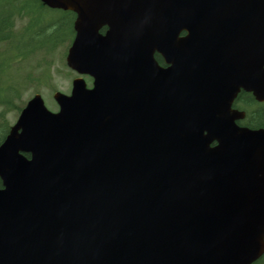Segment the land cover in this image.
<instances>
[{
    "label": "water",
    "instance_id": "obj_1",
    "mask_svg": "<svg viewBox=\"0 0 264 264\" xmlns=\"http://www.w3.org/2000/svg\"><path fill=\"white\" fill-rule=\"evenodd\" d=\"M42 2L76 13L66 61L94 81L88 89L75 78L70 95L56 92L58 112L36 94L0 145V264L259 258L264 129L237 126L243 113L230 105L240 88L264 100V0L155 2L165 20L166 4L188 15V45L167 71L188 110L169 116L142 95L165 70L154 71L153 50L139 40L149 30L135 25V9L119 0ZM229 8L239 15H213ZM134 38L141 49L129 48ZM127 82L140 86V110L118 97L130 93Z\"/></svg>",
    "mask_w": 264,
    "mask_h": 264
},
{
    "label": "trees",
    "instance_id": "obj_2",
    "mask_svg": "<svg viewBox=\"0 0 264 264\" xmlns=\"http://www.w3.org/2000/svg\"><path fill=\"white\" fill-rule=\"evenodd\" d=\"M13 8L5 14H0V140L7 133L6 113L17 108L16 100L21 98V94L27 84L36 87L49 76L48 69L41 74L37 71L39 61L36 66L30 65L26 73H12V60H8L9 56L15 58L29 59L36 56L39 51L43 55H47L56 46L67 39L73 33L72 19L73 13L70 11H60L61 17L54 21L53 28L50 31L42 29V36H39V29L31 31L30 26H25L21 30H14V15L31 16L32 22L35 19V7L45 8L39 0H11ZM31 24V23H30ZM39 37H42L39 39ZM2 45V43H4ZM24 69V67H20ZM9 73V75L7 74ZM250 95L241 93L235 106L246 110L247 117L242 120L241 124L255 127L264 124V108L256 105ZM253 264H264V256Z\"/></svg>",
    "mask_w": 264,
    "mask_h": 264
},
{
    "label": "rangeland",
    "instance_id": "obj_3",
    "mask_svg": "<svg viewBox=\"0 0 264 264\" xmlns=\"http://www.w3.org/2000/svg\"><path fill=\"white\" fill-rule=\"evenodd\" d=\"M13 8V3L11 0H0V14H5L8 10ZM35 9L37 10L38 15L40 16L39 22H36V20L34 21V23L30 26V30L34 31L39 29V25L41 24H46L50 21L56 20L58 18L61 17L60 13L57 11H52V10H48V9H40L38 7H35ZM39 16H37L39 18ZM25 20L22 21V23H24ZM20 21L17 22V27L20 26L22 24ZM39 36H42L41 31H39ZM42 37H39V39H41ZM66 43L67 41H63L62 43H60L59 46V51H55L54 57L53 54L49 57V58H53L52 60V70L50 71V77L48 79L47 83H43L40 84L38 86V91L45 102L46 107L49 110H56V104L55 102H53L52 97H51V92H53V90H51L50 86L52 85L54 87V90H58L61 91L63 93H68L70 91V80L76 76V74L73 76L72 78L69 76H65V68L63 65H61V62L59 60V52H63L65 47H66ZM34 61L31 59L28 61V64H32ZM59 72H58V70ZM85 78V77H84ZM87 82V80H86ZM88 84V82H87ZM35 88L34 87H30L28 88L24 94L22 95V98L27 100L29 97H31L34 93ZM8 119L12 122H14V118H13V113H8L7 114Z\"/></svg>",
    "mask_w": 264,
    "mask_h": 264
},
{
    "label": "flooded vegetation",
    "instance_id": "obj_4",
    "mask_svg": "<svg viewBox=\"0 0 264 264\" xmlns=\"http://www.w3.org/2000/svg\"><path fill=\"white\" fill-rule=\"evenodd\" d=\"M106 28L107 27L101 28L100 32L104 33L106 31ZM184 35H185V31H180L179 34H178V37H182ZM155 56L158 59L159 63H161V64H162V62L164 63L163 59L161 58V56L159 54H156ZM164 65H165V63H164Z\"/></svg>",
    "mask_w": 264,
    "mask_h": 264
}]
</instances>
